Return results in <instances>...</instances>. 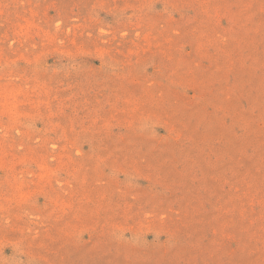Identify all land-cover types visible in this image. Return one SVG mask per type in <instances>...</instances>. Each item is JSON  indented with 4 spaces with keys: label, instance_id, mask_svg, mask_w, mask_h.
I'll return each mask as SVG.
<instances>
[{
    "label": "rangeland",
    "instance_id": "obj_1",
    "mask_svg": "<svg viewBox=\"0 0 264 264\" xmlns=\"http://www.w3.org/2000/svg\"><path fill=\"white\" fill-rule=\"evenodd\" d=\"M0 264H264V0H0Z\"/></svg>",
    "mask_w": 264,
    "mask_h": 264
}]
</instances>
